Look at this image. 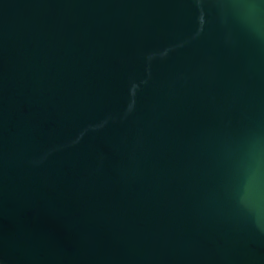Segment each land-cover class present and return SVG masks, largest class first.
Here are the masks:
<instances>
[{
    "label": "water",
    "instance_id": "1",
    "mask_svg": "<svg viewBox=\"0 0 264 264\" xmlns=\"http://www.w3.org/2000/svg\"><path fill=\"white\" fill-rule=\"evenodd\" d=\"M245 33L264 0H0V264H264L229 195Z\"/></svg>",
    "mask_w": 264,
    "mask_h": 264
},
{
    "label": "clouds",
    "instance_id": "2",
    "mask_svg": "<svg viewBox=\"0 0 264 264\" xmlns=\"http://www.w3.org/2000/svg\"><path fill=\"white\" fill-rule=\"evenodd\" d=\"M245 35L253 43L264 46V35ZM235 143L237 149L227 163L229 195L252 227L264 234V120L251 122ZM242 184L247 196L238 198L235 194Z\"/></svg>",
    "mask_w": 264,
    "mask_h": 264
}]
</instances>
